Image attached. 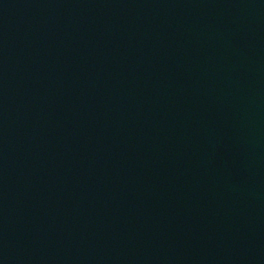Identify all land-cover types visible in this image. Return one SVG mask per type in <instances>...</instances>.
Wrapping results in <instances>:
<instances>
[{"label": "water", "instance_id": "95a60500", "mask_svg": "<svg viewBox=\"0 0 264 264\" xmlns=\"http://www.w3.org/2000/svg\"><path fill=\"white\" fill-rule=\"evenodd\" d=\"M0 264H264V0H0Z\"/></svg>", "mask_w": 264, "mask_h": 264}]
</instances>
